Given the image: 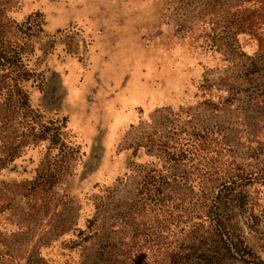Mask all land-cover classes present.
<instances>
[{"label":"rangeland","instance_id":"rangeland-1","mask_svg":"<svg viewBox=\"0 0 264 264\" xmlns=\"http://www.w3.org/2000/svg\"><path fill=\"white\" fill-rule=\"evenodd\" d=\"M7 41L0 264H242L190 237L233 181L264 260V0H0Z\"/></svg>","mask_w":264,"mask_h":264},{"label":"trees","instance_id":"trees-1","mask_svg":"<svg viewBox=\"0 0 264 264\" xmlns=\"http://www.w3.org/2000/svg\"><path fill=\"white\" fill-rule=\"evenodd\" d=\"M23 53V46L17 42L7 41L0 47V68L12 67L16 73L21 72L12 86L16 96L21 99L26 97L21 83L29 80V72H24ZM46 126L48 136L45 138L61 137L60 127L50 122ZM247 185L233 181L214 190L204 215L190 228L191 240H197V244L211 248L218 262L232 260L242 264H264V260L246 242L237 222V217H242L243 225L251 229L257 223V216L251 210L252 202Z\"/></svg>","mask_w":264,"mask_h":264}]
</instances>
